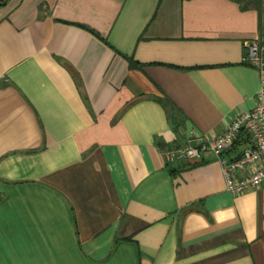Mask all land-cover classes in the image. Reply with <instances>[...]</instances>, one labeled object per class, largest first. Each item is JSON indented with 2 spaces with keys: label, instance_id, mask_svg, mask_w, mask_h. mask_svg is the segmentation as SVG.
I'll return each mask as SVG.
<instances>
[{
  "label": "crops",
  "instance_id": "crops-1",
  "mask_svg": "<svg viewBox=\"0 0 264 264\" xmlns=\"http://www.w3.org/2000/svg\"><path fill=\"white\" fill-rule=\"evenodd\" d=\"M242 6L0 0V264H264V182L166 157L256 105Z\"/></svg>",
  "mask_w": 264,
  "mask_h": 264
},
{
  "label": "built area",
  "instance_id": "built-area-1",
  "mask_svg": "<svg viewBox=\"0 0 264 264\" xmlns=\"http://www.w3.org/2000/svg\"><path fill=\"white\" fill-rule=\"evenodd\" d=\"M246 59L258 69L260 88L256 105L238 114L224 131L214 138L192 135L177 146L166 150L168 161H203L216 157L221 164L229 192L239 195L264 182V56L258 40L246 42ZM244 137L242 149L232 155L235 144Z\"/></svg>",
  "mask_w": 264,
  "mask_h": 264
},
{
  "label": "trees",
  "instance_id": "trees-1",
  "mask_svg": "<svg viewBox=\"0 0 264 264\" xmlns=\"http://www.w3.org/2000/svg\"><path fill=\"white\" fill-rule=\"evenodd\" d=\"M237 1H239L241 4H243L242 7L244 9H247V8L251 7L252 4H254L255 6L256 5L259 6L261 4V2H262V0H237ZM200 163H202V161H195L194 163H190V166L197 165V164H200Z\"/></svg>",
  "mask_w": 264,
  "mask_h": 264
}]
</instances>
